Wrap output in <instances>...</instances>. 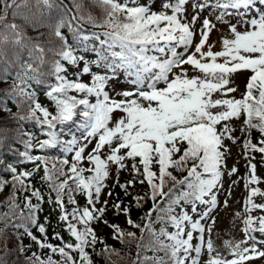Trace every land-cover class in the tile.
I'll return each mask as SVG.
<instances>
[{
	"label": "snow or ice",
	"instance_id": "obj_1",
	"mask_svg": "<svg viewBox=\"0 0 264 264\" xmlns=\"http://www.w3.org/2000/svg\"><path fill=\"white\" fill-rule=\"evenodd\" d=\"M243 72L238 98L234 77ZM0 114V194L10 188L0 237L13 230L14 264H94L93 254L110 262L120 252L93 225L134 245L132 264L264 258L256 199L264 200V0H0ZM234 147L243 175L238 160L229 166ZM124 172L131 178L121 182ZM241 181L246 196L234 217L244 238L224 240L225 256L211 236L213 213ZM137 185L144 191L134 194ZM116 187L130 197L111 204L126 228L106 218ZM45 202L68 241L54 232L60 243L49 242L50 221L38 220ZM149 203L133 219V208ZM23 237L47 254L29 255ZM11 251L5 244L0 264Z\"/></svg>",
	"mask_w": 264,
	"mask_h": 264
},
{
	"label": "trees",
	"instance_id": "obj_2",
	"mask_svg": "<svg viewBox=\"0 0 264 264\" xmlns=\"http://www.w3.org/2000/svg\"><path fill=\"white\" fill-rule=\"evenodd\" d=\"M87 2H88V0H85L86 4H87ZM65 3H69V0H65ZM69 6H71V5H69ZM91 10L94 11L96 14L99 13L98 9L93 8ZM18 23H22V21L18 19ZM41 31H45V30L41 29ZM29 34L35 35V33H33L31 31V29H29ZM13 111H15L14 107H13ZM0 115H3V114H0ZM4 122H6V121H0V123H4ZM28 130H32V129H28ZM41 138H43V137H41ZM7 158L9 160H14V157H7ZM18 167L22 170L24 168H30L31 165L25 164V165H19ZM40 175H42V172L40 173ZM32 182L36 187H41V184L39 183V176L33 178ZM139 186L140 185H137L136 188L130 189V190L134 194L135 193H142L144 191V189L139 187ZM42 191L45 192V201H47V187L43 186ZM9 192H10V188H5L4 192L2 194H0V204H2L4 202L6 197L9 195ZM118 192L120 193L121 196L124 197V199L130 200V197H125L121 191H118ZM19 198L22 201L23 195L21 194L19 196ZM150 206L151 205L149 203V204H146L143 209L133 208V210H132L133 219H137L140 215L143 214V212H146ZM41 207H42L43 211L38 213V220L40 223H44L45 217H48V220L50 221V223L47 225V234H48L49 242H51L53 244H59L60 243V241L52 239L54 232H59L64 237L65 241H68L69 239H71L69 237L68 233L65 231V228H63V225L60 223V221L58 219L59 212L57 210H54V205H49L47 202H45L41 205ZM0 211H6V209L0 208ZM119 224L121 225V227H124V228L127 227V225H124L122 223H119ZM0 227H2V225H0ZM128 230H132V229L129 228ZM32 231L34 232L35 235L40 236V233H38L35 230V228H33ZM23 241H24L25 245L31 244V248L28 251L29 255L31 254V252H37L38 254H42V255L47 254V251H48L47 249H43V250L38 249V247L35 245V243H33L29 238L23 237ZM106 243L108 245H111L114 248L118 249L120 252V255H115V254L111 255V259L109 262L104 257L96 256L95 254H93L92 258H93L94 264H132V258L135 254V246L134 245H132L131 248H129V246L122 245V244L117 243V242L107 241ZM5 244H7L8 249L12 250L10 255H8V257H7L8 264H14V261L16 260L19 253L16 251L18 241H17L16 237L13 235L12 229H8L3 234V236L0 237V256L4 255V253H5ZM102 247H103V245L98 243L96 246L97 251H99ZM129 253H131V255ZM56 258H58V257H56ZM20 261L21 262L24 261V256H20Z\"/></svg>",
	"mask_w": 264,
	"mask_h": 264
},
{
	"label": "rangeland",
	"instance_id": "obj_3",
	"mask_svg": "<svg viewBox=\"0 0 264 264\" xmlns=\"http://www.w3.org/2000/svg\"><path fill=\"white\" fill-rule=\"evenodd\" d=\"M189 12H191V9L189 8ZM203 18V17H202ZM235 22V20H233ZM226 33V29L224 30ZM221 33L219 32H213L211 34L210 42L215 43L214 51L220 50L221 45L219 43ZM248 72H243L238 74L236 77H234L236 85L239 87V91L235 93V95L239 98L240 94L243 91V88L245 89L246 80L248 77ZM238 148H233V158L229 160V166H231L233 163H236L238 160L239 163L237 164V167L239 168V174L243 175L246 171L244 164L245 161L238 156ZM257 160H259V155L257 154ZM124 174H128L126 172L121 173L120 177H123ZM258 174L264 175V169H261L258 165ZM236 177H233L232 179H235ZM228 187L227 180L225 182V188ZM261 188H264V184L260 185ZM107 192V191H106ZM246 196V192L243 187V182L238 186H235L233 188V194L231 199L228 201V207H219L213 215L216 216V223L213 225V231L211 233V236L213 240L215 241V245L217 249L225 256H228L227 250L223 246L224 240H241L244 238V234L241 231L242 223L239 219H236L234 217V213L237 211H242V204H243V198ZM107 196H102V199H106ZM115 199V198H114ZM221 201L225 199L223 195L219 198ZM257 202H264V200H261L260 198H256ZM257 214V213H254ZM106 218L111 223H115L116 220L122 222V224L126 225L125 218L121 215L117 217L114 213L113 215L106 214ZM96 228L97 235L104 237L105 241H115L111 238V232L112 230L104 225H93ZM206 255V253H205ZM231 258V257H229ZM249 264H264V258L257 259L254 261L249 262Z\"/></svg>",
	"mask_w": 264,
	"mask_h": 264
}]
</instances>
